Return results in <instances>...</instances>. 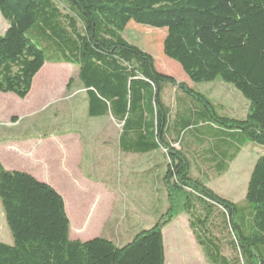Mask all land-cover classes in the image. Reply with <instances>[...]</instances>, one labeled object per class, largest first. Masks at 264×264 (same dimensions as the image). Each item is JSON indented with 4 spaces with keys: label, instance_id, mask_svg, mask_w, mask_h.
Instances as JSON below:
<instances>
[{
    "label": "trees",
    "instance_id": "1",
    "mask_svg": "<svg viewBox=\"0 0 264 264\" xmlns=\"http://www.w3.org/2000/svg\"><path fill=\"white\" fill-rule=\"evenodd\" d=\"M0 14L8 23L0 35V93L24 99L46 62L76 66L87 116L120 124L118 150L164 156L154 195L165 200L155 222L122 244L102 236L71 240L63 197L0 162V205L11 235L10 243L0 241V264H165L163 229L181 212L210 264H264V0H0ZM130 21L164 29L163 54L188 80L232 86L248 102L245 113L224 111L159 72L150 53L123 37ZM248 142L262 153L242 201L220 196L194 174L196 166L223 174ZM157 167L141 180L156 184Z\"/></svg>",
    "mask_w": 264,
    "mask_h": 264
},
{
    "label": "rangeland",
    "instance_id": "2",
    "mask_svg": "<svg viewBox=\"0 0 264 264\" xmlns=\"http://www.w3.org/2000/svg\"><path fill=\"white\" fill-rule=\"evenodd\" d=\"M7 26L0 14V35ZM165 34L164 29L132 21L122 32L127 41L153 56L159 72L187 82L224 111L243 115L248 102L232 86L219 79L203 83L188 80L179 64L163 54ZM77 74L76 66L46 62L24 99L0 93V162L6 169L29 171L53 184L62 194L75 235V230H98L108 222L123 228L127 218L131 222L149 220L142 210L147 208L149 197L153 198L154 189L161 187L157 183L164 156L120 152L116 145L120 125L108 116H87V102L83 90L77 87ZM173 94L174 87L169 86L165 95L169 105L173 104ZM260 153V146L248 142L223 174L205 166H196L193 172L220 196L240 202ZM156 164H161L152 172L156 184L149 185L141 180L147 177L142 172ZM158 197L163 201L162 196ZM0 241L11 242L1 205ZM165 246L166 264H210L185 212L179 213L165 230ZM222 252L229 255L230 249L223 245Z\"/></svg>",
    "mask_w": 264,
    "mask_h": 264
},
{
    "label": "crops",
    "instance_id": "3",
    "mask_svg": "<svg viewBox=\"0 0 264 264\" xmlns=\"http://www.w3.org/2000/svg\"><path fill=\"white\" fill-rule=\"evenodd\" d=\"M108 117H110V116H108ZM117 138H118V135H117ZM117 138H116V145H117ZM117 149H118V147H117ZM159 165H161V164H156V165H154V167L159 166ZM149 169H151V168H149ZM149 169H147L145 171H148ZM10 170H12V169H10ZM27 173L33 175L38 180L42 181L40 178H38L37 176H35L31 172L28 171ZM43 182L52 186L62 196V194L53 186V184H51L47 181H43ZM145 182L148 183L149 185L151 184L149 179H146ZM149 185H147V186L149 187ZM151 192H152V190H151ZM153 195L154 194L152 192V196ZM162 202L165 203L164 197H163V201H160V198L158 196H155V195L153 196L152 199H151V196L149 197V203L147 205V208L142 210L145 214V217L149 218V220L143 221V220L136 219V220H133V222H131V220L127 218V221H125V225L123 228L122 227L119 228L118 224L115 222H112V225H110L111 223L108 222V224H106V225L103 223L101 228L98 230H90V231L86 230L87 232L84 231L81 233L78 232V230H75V233L77 235L73 234L74 232L72 231V227L70 225L69 237L71 240L85 241V240L93 239L95 237L102 236V237H107L110 239H115L119 244H122L126 240L130 239L131 236L134 233H136L138 230H140L142 228L150 227L155 222V220L157 219V216H158L159 209L162 208L164 205V204H162ZM65 209H66V204H65ZM66 213H67V209H66ZM67 215H68V213H67ZM68 218H69V216H68ZM69 221H70V219H69ZM167 227H168V225L163 229V241H164V249H165V264L167 263V261H166V246H165V230L167 229ZM119 236H123V238L120 239Z\"/></svg>",
    "mask_w": 264,
    "mask_h": 264
}]
</instances>
